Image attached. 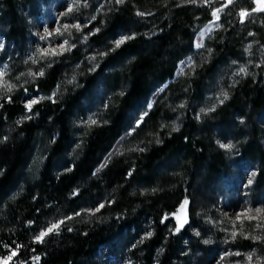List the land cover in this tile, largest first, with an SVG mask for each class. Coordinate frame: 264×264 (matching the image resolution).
<instances>
[{
    "label": "trees",
    "instance_id": "1",
    "mask_svg": "<svg viewBox=\"0 0 264 264\" xmlns=\"http://www.w3.org/2000/svg\"><path fill=\"white\" fill-rule=\"evenodd\" d=\"M224 1L197 0L179 6L170 0H124L99 18L100 32L89 39L96 45L120 31L133 28L138 32L107 52L101 65L107 69L105 75L84 71L81 89H69L64 96L34 105L22 122L16 121L26 113L22 92L0 101V260L11 256L9 264H97L94 259L101 246L125 247L140 222L147 220L152 222L153 235L145 241L140 260L178 264L181 238L187 229L176 230L170 217L185 200L188 216L192 218L195 212L191 171L212 182L227 173L222 153L212 142L220 125L243 121L247 129L243 135L239 131L244 136L243 158L259 165L256 186L264 187V151L258 141L264 130L257 125V120L264 124V56L255 77L240 80L230 90L231 98L214 114L216 123L211 130L208 122H199L193 110L175 131L164 120L167 96L200 100L205 79L215 76L222 62L227 65L237 57L246 39L244 29L250 24H241L238 12L253 10L251 0H235L226 10L221 29L206 45L213 48L209 64L191 71L192 76L174 80L177 63L192 53L195 28L210 21L211 11ZM36 2L0 0V31L20 51L26 42L28 19L20 8L33 15L30 10ZM255 18H264V13ZM140 22L146 25L144 29ZM250 29L264 48V29ZM74 54L69 58L76 59ZM60 70V64L46 70L45 77L29 91L36 88L49 94L60 81ZM101 76L110 91L124 86L121 92L112 93L101 111V122L81 130L79 149L72 152L71 119L84 114L82 103L87 96L90 99ZM171 80L125 143V149H139L126 155L123 150L100 174H94L102 157L133 126L151 95ZM202 127L208 129L207 136L198 131ZM101 201L103 207L95 214L81 212ZM76 213L79 216L68 218ZM60 221L58 231L35 242L40 232ZM13 252L16 255L12 256Z\"/></svg>",
    "mask_w": 264,
    "mask_h": 264
},
{
    "label": "rangeland",
    "instance_id": "2",
    "mask_svg": "<svg viewBox=\"0 0 264 264\" xmlns=\"http://www.w3.org/2000/svg\"><path fill=\"white\" fill-rule=\"evenodd\" d=\"M36 1V7L32 9L33 11L30 10L33 15L28 13L24 7L20 8L22 13L26 11L25 17L28 18L24 27L27 38L23 51H20L21 49L16 48L12 43H8L0 31V73L3 74L0 76V101L22 92L21 104L26 113L25 116L19 117L17 122L25 121L28 118L27 115L31 110L27 105L32 100L38 102L32 104L31 109L38 103L52 101L66 95L69 89H81L80 80L84 71L88 75L99 74V72H103L102 75H105L107 69L101 65L103 59L108 55L107 52H111L110 49L118 48L116 41L125 37L133 38L138 34L132 28L131 31H120L113 37H106L96 45L90 43L89 39L100 32L97 26L99 18L105 16L114 6L122 4L117 3L116 0H78V3L74 0ZM170 1L179 6H185L191 5L197 0ZM234 1L229 3V0H225L220 7L211 11L210 21L195 28L192 53L177 63L174 80L187 77V75L192 76L193 73L189 74L191 71L199 69L204 64H209L213 48L207 49L206 45L212 42L213 35L221 29L222 17ZM251 1L253 10L242 9L238 12L240 23L247 24L249 22L250 24L244 29L246 39L240 45L237 57L227 65L225 61L222 62L215 76L205 79L204 92L200 100L198 98L196 101L190 102L186 101L183 96L173 97L171 95V97L165 98L166 116L164 120L171 131L177 130L188 111L192 110L197 114L200 123L208 122L209 130H211L213 123H216L213 119L214 114L231 98L230 90L235 88L240 80L255 77L258 63L263 62L264 48L258 41L259 38L250 33L252 30L250 28L254 26L264 29V18H255L257 14L264 13V11H256L255 9L258 8L256 0ZM69 7L73 8L71 12H68ZM217 9H219L218 13ZM241 12H246L248 15L241 17ZM214 13L217 15H213ZM226 18L229 23L230 16L227 15ZM74 25H79L80 29L77 30ZM139 25L143 29L146 26L142 22ZM128 40L126 39L125 42ZM73 52H75L76 59L69 58ZM59 64L61 66L60 81L53 91L46 95L36 88L29 91L45 77L46 70ZM242 68L245 70L244 72H241ZM41 72L43 75H40ZM97 80L98 83L92 96L89 95V97L91 96L89 100L87 96L82 103V108H86L84 114L71 119L72 152L79 149L81 130L101 122L103 117L101 111L108 105L112 93L121 92L124 86L120 84L116 90L110 91L103 86L102 76ZM172 82L173 80L168 81L156 89L145 104L144 110L136 115L133 126H129L112 149L102 157L94 174H100L112 157L122 153L123 150L126 155L139 149L128 147L127 150L125 143ZM224 93H227V99L224 98ZM210 109L214 110L210 111ZM234 118L235 116H232L230 122ZM237 122L234 125L229 123L227 127L223 125L217 127L212 140L222 153L227 173L220 179L215 178L212 182L203 181V175L191 171L194 178L195 212L192 218L188 216L186 205L184 211L187 223L183 227H180V220L183 219L181 207L170 217L172 221L170 224H174L176 230L178 228V231L183 228L187 229L186 236L181 238L183 249L178 264H264V187L257 189L256 186L259 165L243 158L241 141L244 139L242 135L247 133V129H244L243 121ZM258 124L264 130V124L260 120H257ZM207 130L202 127L198 131L204 132V135L207 136ZM239 131L242 135L239 134ZM53 139H55L54 136H52ZM258 141L264 151V132L259 135ZM222 144H231L233 147L231 149L222 148ZM250 180L251 183H249ZM103 204L102 201L98 202L95 207L81 212L95 214ZM256 209L262 211L257 213ZM79 214L76 213L68 218L79 216ZM58 230H53L51 233ZM149 233H151L150 236ZM233 233H235V238H233ZM134 234L129 240L130 242L123 248H118V244H115L114 248L101 246L94 259L96 263L145 264L140 258L145 253L142 252L145 241L153 235L152 222L141 221L138 232ZM35 242L38 243L36 238ZM157 254L158 249L155 250L154 260H156ZM248 257H251V260ZM37 260V258L33 259L35 262ZM3 261L0 260V264ZM9 263L10 260H8Z\"/></svg>",
    "mask_w": 264,
    "mask_h": 264
},
{
    "label": "snow or ice",
    "instance_id": "3",
    "mask_svg": "<svg viewBox=\"0 0 264 264\" xmlns=\"http://www.w3.org/2000/svg\"><path fill=\"white\" fill-rule=\"evenodd\" d=\"M74 2L78 3V0H74ZM116 2H117V3H122L123 0H116ZM231 2H232V0H229V3H231ZM256 3H257V5H258V8L255 9V10H256V11H264V0H256ZM72 10H73L72 7H69V8H68V12H71ZM218 12H219V9H217V13H218ZM217 13H214L213 15H217ZM240 15H241V17H244V16L248 15V13H246V12H241ZM218 18H219V17L217 16V19H218ZM67 27H68V26L66 25L65 28L67 29ZM74 27H76L77 30L80 29V26H79V25H74ZM131 38H132V37H125V38H122V39L116 41V47H119L121 44H123V43L125 42L126 39H131ZM65 43H66V42H65ZM62 47H63V46H62ZM244 71H245V70L242 68V69H241V72H244ZM2 75H3V74L0 73V76H2ZM40 75H43V73L41 72ZM223 95H224V98L227 99V93H224ZM37 102H38V101H36V100H32L31 103H30L29 105H27L28 109L31 110V106H32V104H35V103H37ZM221 102H223V101H221ZM212 110H214V109H210V111H212ZM202 111H203V110H202ZM92 123H95V121H92ZM221 147H222V148H226V149H231V148L233 147V145H231V144H227V145L222 144ZM249 183H251V180L249 181ZM187 204H188V201L185 200V201L183 202V204L181 205V214L183 215V219L180 220V227H183V225L187 223V216H186V213H185V211H184L185 208H186V205H187ZM101 207H103V205H101ZM97 210H98V209H97ZM261 211H262L261 209H256V212H257V213H260ZM178 219H179V217H178ZM61 223H63V221H60L59 223H54V224H52V225H51L46 231H42V232L36 237V240H37L38 242H39V241H42L43 238H44L45 236H47L49 233H51L53 230H57V229H59ZM177 230H179V228H178ZM148 235L150 236L151 233H149ZM233 238H235V233H233ZM14 255H16L15 252L12 253V256H14ZM10 259H11V256H9L6 260H4V261L2 262V264H8V260H10ZM248 259L251 260V257H248Z\"/></svg>",
    "mask_w": 264,
    "mask_h": 264
}]
</instances>
